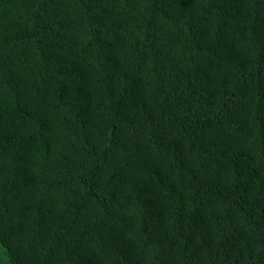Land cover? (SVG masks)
<instances>
[{
    "label": "trees",
    "instance_id": "trees-1",
    "mask_svg": "<svg viewBox=\"0 0 264 264\" xmlns=\"http://www.w3.org/2000/svg\"><path fill=\"white\" fill-rule=\"evenodd\" d=\"M0 264H264V0H0Z\"/></svg>",
    "mask_w": 264,
    "mask_h": 264
}]
</instances>
